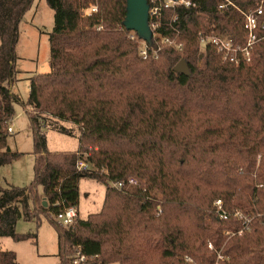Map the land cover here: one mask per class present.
I'll list each match as a JSON object with an SVG mask.
<instances>
[{"label":"trees","instance_id":"16d2710c","mask_svg":"<svg viewBox=\"0 0 264 264\" xmlns=\"http://www.w3.org/2000/svg\"><path fill=\"white\" fill-rule=\"evenodd\" d=\"M192 1L165 10L157 31L182 49L157 38L143 59L142 40L123 26L126 0H47L50 71L29 78L22 102L10 86L18 25L34 0H0V168L20 156L3 129L16 105L30 122L34 157L29 185L0 184V240H34L16 225L44 218L56 232L58 264L76 254L86 264H264V40L237 64L198 41L227 32L243 45L240 11L260 0H229L237 9L222 12L217 0ZM180 61L188 75L174 70ZM45 128L76 136L77 150L49 152ZM83 155L95 171L76 170ZM132 177L147 191L111 187ZM83 179L105 187L101 210L57 225L63 206L78 205ZM0 264H16L15 253L0 248Z\"/></svg>","mask_w":264,"mask_h":264},{"label":"rangeland","instance_id":"374dc122","mask_svg":"<svg viewBox=\"0 0 264 264\" xmlns=\"http://www.w3.org/2000/svg\"><path fill=\"white\" fill-rule=\"evenodd\" d=\"M52 27L53 11L47 5V0H34L18 25V42L15 50L16 74L10 86V91L12 90L22 102H26L28 98L29 78L35 74H46L50 71L48 36ZM129 37L134 40L132 35ZM138 45L142 49L143 41H139ZM14 118L4 125L3 129L6 132V127L11 128V134L6 132L8 134L7 145L12 152L19 153L20 156L13 163L0 168V184L23 188L33 179V140L30 122L20 105L14 108ZM61 125L68 129L72 127L66 123ZM44 133L47 149L51 153L74 152L78 148L76 136H69L47 128L44 129ZM85 158L86 156L83 155V159ZM86 171H95L93 165L89 164ZM129 179L137 180L141 189L143 190L142 187H144L147 191L146 181L134 177ZM115 185L116 183H112L111 187L117 189ZM104 193L105 187L102 184L93 180H81L76 206L79 212L78 219H85L90 214L99 212L102 208ZM41 194L42 189L40 188L39 195ZM148 194L152 198H157L158 211L161 210L160 195L153 190H149ZM43 206H46V202H43ZM16 232L18 234L34 233L36 236L34 240L22 242H15L11 238L0 240L1 250L15 253L16 264H58L56 232L49 221L43 218L38 227L34 223L19 221L16 225Z\"/></svg>","mask_w":264,"mask_h":264},{"label":"built area","instance_id":"2783aa9c","mask_svg":"<svg viewBox=\"0 0 264 264\" xmlns=\"http://www.w3.org/2000/svg\"><path fill=\"white\" fill-rule=\"evenodd\" d=\"M218 10L224 11L229 7L237 9L229 0H217ZM149 6V27L153 33V40L160 39V43L163 45L176 47L178 50L182 49L181 44H177L175 39L169 37L160 36L157 31L162 26V18L165 10L175 9L181 6L186 8L195 7V3L192 0H147ZM91 12H96V8H92ZM243 19V30L245 33L244 44L240 45L235 43L234 38L227 32H211V33H199L198 41L201 47L206 45H212L217 49V52L221 54L223 61H229L231 63H238L239 59L249 60L254 45L264 40V0H260L255 9L245 12L240 11ZM143 42V47L140 50V56L143 59L147 58L146 47ZM159 50V49H158ZM155 59H157V53L153 52ZM8 134L12 133L10 127H6ZM88 163L85 159H78L76 163L77 171H86L88 169ZM139 186V183L135 179H129L126 183L117 182V189L123 188L124 185ZM145 191V188L142 187ZM216 213L221 219H226V211L223 208V203L218 200L214 203ZM234 216H240L239 212H236ZM78 221V212L75 206L62 207V210L55 216V222L62 227H69ZM209 248H212L209 245ZM221 259V257H219ZM87 259L79 254L75 255L71 264H86Z\"/></svg>","mask_w":264,"mask_h":264},{"label":"water","instance_id":"95a60500","mask_svg":"<svg viewBox=\"0 0 264 264\" xmlns=\"http://www.w3.org/2000/svg\"><path fill=\"white\" fill-rule=\"evenodd\" d=\"M126 31L135 33L144 43L152 41L153 33L149 27V6L147 0H126V16L123 22ZM177 73L188 75L184 61L174 68Z\"/></svg>","mask_w":264,"mask_h":264},{"label":"crops","instance_id":"0c3cea01","mask_svg":"<svg viewBox=\"0 0 264 264\" xmlns=\"http://www.w3.org/2000/svg\"><path fill=\"white\" fill-rule=\"evenodd\" d=\"M11 92H12V90H11ZM12 93H13V92H12ZM14 119H15V118H14ZM14 119H13V120H14ZM8 148H9V147H8ZM77 211H78V210H77ZM78 215H79V212H78Z\"/></svg>","mask_w":264,"mask_h":264}]
</instances>
